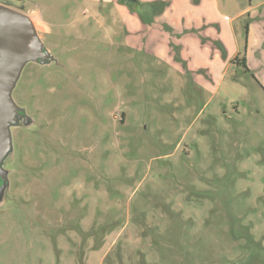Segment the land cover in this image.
I'll return each instance as SVG.
<instances>
[{"label": "rangeland", "instance_id": "obj_1", "mask_svg": "<svg viewBox=\"0 0 264 264\" xmlns=\"http://www.w3.org/2000/svg\"><path fill=\"white\" fill-rule=\"evenodd\" d=\"M0 1V264H264V0Z\"/></svg>", "mask_w": 264, "mask_h": 264}, {"label": "water", "instance_id": "obj_2", "mask_svg": "<svg viewBox=\"0 0 264 264\" xmlns=\"http://www.w3.org/2000/svg\"><path fill=\"white\" fill-rule=\"evenodd\" d=\"M48 57L49 50L44 47L31 17L0 2V149L10 135V107L18 106L12 92L25 63L28 60L46 61ZM0 153L1 159L3 154ZM2 173L5 172L0 167V175Z\"/></svg>", "mask_w": 264, "mask_h": 264}, {"label": "trees", "instance_id": "obj_3", "mask_svg": "<svg viewBox=\"0 0 264 264\" xmlns=\"http://www.w3.org/2000/svg\"><path fill=\"white\" fill-rule=\"evenodd\" d=\"M237 58H238V57H237ZM242 61H243L244 65H245V67H247L246 57H245V56L242 58Z\"/></svg>", "mask_w": 264, "mask_h": 264}, {"label": "crops", "instance_id": "obj_4", "mask_svg": "<svg viewBox=\"0 0 264 264\" xmlns=\"http://www.w3.org/2000/svg\"><path fill=\"white\" fill-rule=\"evenodd\" d=\"M0 2H2V1H0ZM2 3H5V4H7V5H9L7 2H2ZM9 6H11V5H9ZM28 14V13H27ZM246 57V63H247V55L245 56ZM250 58V57H249Z\"/></svg>", "mask_w": 264, "mask_h": 264}]
</instances>
